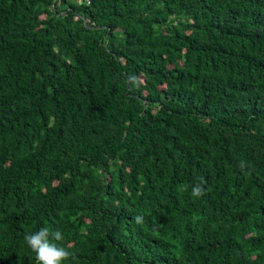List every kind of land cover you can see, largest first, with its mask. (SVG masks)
Listing matches in <instances>:
<instances>
[{"label":"trees","instance_id":"obj_1","mask_svg":"<svg viewBox=\"0 0 264 264\" xmlns=\"http://www.w3.org/2000/svg\"><path fill=\"white\" fill-rule=\"evenodd\" d=\"M42 227L62 264H264V0H0V264Z\"/></svg>","mask_w":264,"mask_h":264},{"label":"clouds","instance_id":"obj_2","mask_svg":"<svg viewBox=\"0 0 264 264\" xmlns=\"http://www.w3.org/2000/svg\"><path fill=\"white\" fill-rule=\"evenodd\" d=\"M135 76H130L129 80L135 82ZM240 168L243 171L247 167L246 161H240ZM205 182L201 179V182L196 185H182V191H188L191 187V195L193 197H200L204 194L205 188L203 184ZM135 220L137 223H142V217L136 216ZM61 231L56 230L53 233L49 232L47 227H42L38 231L26 234L24 240L27 245L36 254V260L38 264H62L63 261L74 257V253L68 251L65 247L58 246L52 241H61L63 239Z\"/></svg>","mask_w":264,"mask_h":264}]
</instances>
